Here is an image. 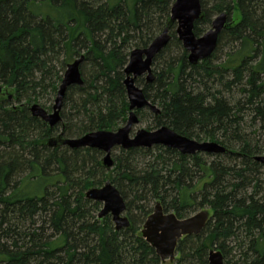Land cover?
Masks as SVG:
<instances>
[{
  "label": "trees",
  "instance_id": "1",
  "mask_svg": "<svg viewBox=\"0 0 264 264\" xmlns=\"http://www.w3.org/2000/svg\"><path fill=\"white\" fill-rule=\"evenodd\" d=\"M174 2L0 0V84L13 96H0V264H209L213 249L225 264H264V164L256 161L264 156V0H201L196 36L228 15L213 56L191 65L174 23L153 62L154 82L137 81L161 110L148 109L152 130L217 142L226 154L117 148L106 172L98 150L47 146L59 134L80 138L126 124L131 52L167 28ZM82 56L84 86L69 88L62 122L51 128L33 118L30 106L50 103ZM107 181L126 201L129 229L99 220L102 204L85 198ZM157 203L179 219L212 211L202 234L179 242L174 263L142 237Z\"/></svg>",
  "mask_w": 264,
  "mask_h": 264
},
{
  "label": "water",
  "instance_id": "2",
  "mask_svg": "<svg viewBox=\"0 0 264 264\" xmlns=\"http://www.w3.org/2000/svg\"><path fill=\"white\" fill-rule=\"evenodd\" d=\"M203 18L201 0H175L167 28L154 39L147 49H135L131 52L129 63L124 70L126 77L124 85L129 102V117L124 126L116 131H97L80 138L67 139L59 135L49 139L47 146L51 148L66 146L72 150L84 148L98 150L104 154L101 165L107 172H110L115 165L113 151L116 148L132 150L162 146L177 150L185 156L199 153L226 154L228 150L217 142H199L177 134L167 126L155 131L142 129L134 133V127L140 122L138 111L149 109L154 114L161 113V110L147 99L144 90L137 85V79L146 76L147 84L154 82L155 74L152 65L157 55L171 41L170 27L172 24H177L176 34L188 54V61L191 65L195 66L209 60L215 53L219 37L228 26V15L226 12L218 15L205 34L196 36L195 24ZM84 59L85 57L82 56L68 65L51 112L40 104L30 106L29 110L33 118L42 120L51 128L62 122L61 113L69 88L84 86L80 72ZM0 96H7L9 100L13 99L2 84H0ZM256 161L264 164V156L256 157ZM85 198L102 204L99 220L110 216L117 231L132 227L131 220L126 214V201L111 181H107L102 187L90 188L86 191ZM210 218V211L201 210L190 217L179 219L174 213H166L162 205L157 203L153 213L143 225L141 233L163 262H174L179 242L187 236L202 234ZM209 264H225L223 254L215 249L211 250Z\"/></svg>",
  "mask_w": 264,
  "mask_h": 264
},
{
  "label": "rangeland",
  "instance_id": "3",
  "mask_svg": "<svg viewBox=\"0 0 264 264\" xmlns=\"http://www.w3.org/2000/svg\"><path fill=\"white\" fill-rule=\"evenodd\" d=\"M178 37V36H177ZM174 45H176V43L174 42ZM183 46V45H182ZM174 48H176V47H174ZM173 52H174V54H173V57L174 56H176V57H178L179 56V54H180V51L177 49H173ZM214 64H219V62L217 61V60H215L214 61ZM153 71L155 72V71H157V68L156 67H153ZM142 80H143V82L145 81V78H142ZM145 83V82H144ZM143 87V85H141V88ZM56 97V96H55ZM55 97L52 99V101L50 102V103H48L47 105H43V104H41L42 106H45L46 107V109L47 110H52V106L54 105V103H55ZM68 111H69V109H68ZM51 112V111H50ZM151 115H152V113L150 112V111H148V109H145V110H143V113H141L140 115H138V117H139V120H140V122H139V124L137 125V126H135L134 127V133L135 132H137L138 130H142V129H144V130H147V131H155V130H152V123H153V120H152V117H151ZM134 135V134H133ZM194 140H196V139H194ZM198 141V140H197ZM202 142V141H201ZM119 149H121V148H119ZM119 149H115L114 151H113V156H114V154L115 155H117V154H119ZM102 158V157H101ZM101 158H100V160H101ZM107 172V171H106ZM105 184V182L103 183V185ZM102 185V186H103ZM102 186H97V187H102ZM28 188H27V190L29 191L31 188H32V190L34 189V187L35 186H32V185H28L27 186ZM202 210H208V211H210L209 210V208H205V209H202ZM201 210H199V211H197V212H200ZM197 212H195V214L197 213ZM210 214H211V216H212V211H210ZM239 253H238V251L237 252H235L234 253V260L237 262L239 259H238V257H240L239 255H238ZM178 258H180V254L179 253H177V256H176V260L178 259ZM167 262H170V261H167ZM174 263V262H173Z\"/></svg>",
  "mask_w": 264,
  "mask_h": 264
},
{
  "label": "flooded vegetation",
  "instance_id": "4",
  "mask_svg": "<svg viewBox=\"0 0 264 264\" xmlns=\"http://www.w3.org/2000/svg\"><path fill=\"white\" fill-rule=\"evenodd\" d=\"M142 78H145V81H146V76H143V77L138 78L137 81H138L139 79H142ZM49 111H52V110H49ZM57 126H58V125H57ZM59 135H62V134H59ZM59 135H58V136H59ZM62 136H63V135H62ZM56 137H57V136H56Z\"/></svg>",
  "mask_w": 264,
  "mask_h": 264
}]
</instances>
